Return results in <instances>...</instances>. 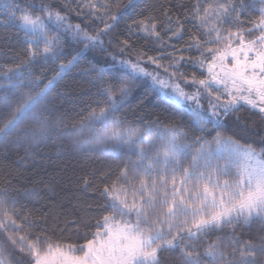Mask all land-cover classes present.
I'll use <instances>...</instances> for the list:
<instances>
[{"label":"snow or ice","instance_id":"snow-or-ice-1","mask_svg":"<svg viewBox=\"0 0 264 264\" xmlns=\"http://www.w3.org/2000/svg\"><path fill=\"white\" fill-rule=\"evenodd\" d=\"M84 5L78 3L80 11H72L78 17L99 20L103 28L90 33L49 5L41 4L37 11L33 5L21 6L18 0H0V10L9 19L19 20L29 43L22 64L3 74L10 78L38 56L55 57L62 37L70 36L87 49L103 47L102 37L109 36V44L115 41L120 53L113 56V67H119L113 79L120 83L118 87L102 83L107 103L94 109L90 118L107 119L117 92L123 99L138 80L150 79L168 101L188 109L201 135L158 119L142 122L139 128L120 127L117 122L96 146L126 152L129 160L115 180L102 185L103 214L94 219L81 244L50 242L47 229L32 233L35 221L13 207L15 196L7 190L11 179L0 178V230L11 224L23 232L7 237L19 245L17 264H264V135L259 137L260 148L221 131L211 140L203 136L209 125L224 127L222 117L241 106L254 111L264 123V0H190L184 22L174 19L170 8H162V20L152 15L134 20L122 39L109 34L131 7V0L122 6H114L111 0H84ZM63 7L69 9L71 4ZM249 8L259 11V16L242 19ZM189 19L191 28L187 27ZM137 37L158 41L155 55L137 47ZM202 100L207 101V108ZM32 103L29 99L23 104L19 115L0 131L18 122ZM254 124L240 125L241 132L254 131ZM90 142L83 141L85 145ZM193 143L199 147L184 166L181 157ZM84 183L89 181L85 178ZM254 220L261 222L258 233L242 240L235 227ZM225 227L232 229L227 243L218 238L202 251L192 243ZM176 251L178 261L162 256ZM0 264H9L3 248Z\"/></svg>","mask_w":264,"mask_h":264},{"label":"trees","instance_id":"trees-1","mask_svg":"<svg viewBox=\"0 0 264 264\" xmlns=\"http://www.w3.org/2000/svg\"><path fill=\"white\" fill-rule=\"evenodd\" d=\"M18 2L25 7H39L41 4L49 5L52 9L58 7L56 3L52 6L49 0ZM111 2L114 6H122L128 4L129 0ZM187 6H190V0H134L116 23L113 37L124 38L122 34L127 32L126 26L134 20L150 15L162 20V8H170L171 16L174 19L180 17L184 22ZM257 16L259 11L249 8L242 19ZM244 26L251 27L250 24ZM187 27H192L190 19ZM136 40V46L144 48L149 55H155V49L159 48L158 41H146L142 37ZM28 48L25 32L0 11V130L13 120L28 98L42 92L45 85L48 86L32 110L0 137V178L11 179V186L7 190L15 196L13 207L21 216L27 215L29 220L35 221L31 227L32 233L47 229L50 242L81 244L83 234L92 227L94 219L103 214L100 210V206L105 204V198L100 194L102 185L116 179L129 156L92 145L74 147L70 136L71 131L80 129L89 120L94 109L98 111L99 107L106 105L107 97L103 94L102 83L108 82L118 87L120 81L113 79V76L119 67H113V56L120 55L119 49L115 41L109 44L107 39L103 47L85 49L83 44L73 41L70 36L62 37L61 48L55 57L38 56L31 63L23 64L20 76L7 87L3 73L22 64ZM73 57L77 58L72 60ZM71 60L72 63L59 74L61 65ZM138 82L141 83L110 112L115 122H119L121 127L139 128L142 122L158 119L176 122L185 131L201 135L186 108L168 101L148 84ZM32 112L36 116H31ZM222 120L224 127L213 129L212 125L208 126V131L203 133L205 139L211 140L216 131H221L225 135H233L242 143L261 147L259 137L264 135V123L247 106L239 107ZM254 122V131L241 132L240 125L252 126ZM105 174H109L107 180L102 179ZM85 178L89 181L87 185ZM260 227L259 220L249 225L241 222L235 231L242 240H247L254 238ZM231 231L228 227L212 230L192 243L202 251L208 243L218 238L227 243L226 238ZM20 234L23 232H17L11 224L0 230V248L6 249L11 264H17L21 253L7 237ZM162 256L178 261L179 253L164 252Z\"/></svg>","mask_w":264,"mask_h":264},{"label":"rangeland","instance_id":"rangeland-1","mask_svg":"<svg viewBox=\"0 0 264 264\" xmlns=\"http://www.w3.org/2000/svg\"><path fill=\"white\" fill-rule=\"evenodd\" d=\"M49 1H51V4H52V6H53V4L54 3H56L57 5H58V7L57 8H53L54 10H58V11H62L64 14H66V15H68V17H69V20H68V22L69 23H72V24H76V23H80L81 24V26L82 27H84L87 31H89L90 33H94L95 32V30L97 29V28H103V23H101L99 20H94L91 16H88V15H85L84 17H78L77 15H76V11H80V9L79 8H77V4L79 3V4H82V5H84V0H49ZM133 1L134 0H131V5H132V3H133ZM65 3H70L71 4V8H69V9H66V8H64L63 7V5L65 4ZM129 4V3H128ZM34 6H36V5H34ZM72 9H75L76 11H72ZM35 10H39V7H35ZM2 13H4L5 15H7L8 16V14L5 12V11H3V10H0ZM84 11H85V13H87V7H86V5H84ZM16 15L17 16H19V12H17L16 13ZM11 20H13L14 22H16L18 25H19V20L18 19H11ZM109 22H111V21H109ZM111 37H113V35H114V29L112 30V32L109 34ZM27 39H28V37H27ZM102 39L103 40H105V39H107V40H109V36H104V37H102ZM78 44H83L82 42H78V41H76ZM84 45V44H83ZM41 47H43V45L41 44L40 45ZM158 47H159V43H158ZM120 55H118L117 57H119ZM73 60V59H72ZM71 60V61H72ZM165 63L167 62V59H165V61H164ZM69 65V63L68 64H65V67L63 68V69H61V67H60V72H59V74L60 73H62L64 70H65V68L67 67ZM151 70V69H150ZM7 72V71H6ZM19 72H20V70L18 71V72H13V73H11L10 74V78L9 77H6L5 75H4V81L5 82H7L8 83V85H7V87H9L11 84V82H15L16 81V79L20 76L19 75ZM138 81H142V83H145V84H148L152 89H154L156 92H158L162 97H164L163 96V94L157 89V88H154L153 86H152V82H151V80L150 79H141V80H138ZM136 82V84L132 87V89L134 88V87H136L139 83H141V82ZM41 93V92H40ZM40 93H37L36 95H33V96H31L30 98H28L23 104H25L29 99H32V101H33V103H32V106L24 113V114H26V113H29L31 110H32V108L36 105V103H37V101L39 100V98H40ZM130 94V93H129ZM117 101H116V103H115V105L116 104H118L119 102H121L123 99H125V98H127L128 97V95L127 96H125L123 99H120L119 98V93L117 92ZM165 98V97H164ZM202 104L204 105V107L205 108H207V101L206 100H202ZM114 105V106H115ZM21 109V108H20ZM20 109H19V111H18V113H17V115L14 117V118H16L18 115H19V113H20ZM187 109V108H186ZM188 110V109H187ZM112 111V110H111ZM110 111V112H111ZM110 112H109V114H108V117H107V119H104V120H94V119H91V118H89V120L85 123V124H83L81 127H80V129H75V130H73V131H71V136H70V139H71V141H72V143L74 144V147H76V146H78V147H81V146H88V145H92V146H96L97 144H100V143H103V137H104V135H105V133H108V132H110V130L113 128V126L114 125H117V122H115L114 121V119L113 118H111L110 117ZM23 114V115H24ZM22 115V116H23ZM30 115L31 116H36V114L34 113V112H32V113H30ZM22 116H19V119L22 117ZM13 118V119H14ZM18 119V120H19ZM11 121H13V120H11ZM10 121V122H11ZM9 122V123H10ZM9 123L7 124V125H9ZM17 123V122H16ZM15 123V124H16ZM14 124V125H15ZM6 125V126H7ZM13 125V126H14ZM6 126L3 128V130L6 128ZM118 126H120L121 127V125H119L118 124ZM122 127H127V126H122ZM11 128V127H10ZM10 128H8V130L10 129ZM107 128H109V129H107ZM7 130V131H8ZM6 131H2V133H0V137L2 136V134L3 133H5ZM26 137H28V135H25ZM29 139V138H28ZM84 140H90L91 142L89 143V144H87V145H85L84 143H83V141ZM96 147H98V146H96ZM199 147V145L198 144H195V143H193L192 144V146H191V148L189 149V151H188V153L186 154V155H183L182 157H181V161H182V164L184 165V166H187L188 165V163H189V161H190V159H191V154L194 152V150L196 149V148H198ZM100 148H102V149H105L104 147H100ZM108 151V150H107ZM112 152V151H111ZM114 153H117V152H114ZM123 153H126V152H123ZM136 157H132V159H135ZM225 178H228V177H221V179H225ZM132 219L134 220L135 218H134V216L132 217ZM17 246V248L19 249V245H16ZM75 254H77V255H79L80 253H75ZM8 258V257H7ZM8 262H9V264H11L10 263V260L8 259Z\"/></svg>","mask_w":264,"mask_h":264}]
</instances>
